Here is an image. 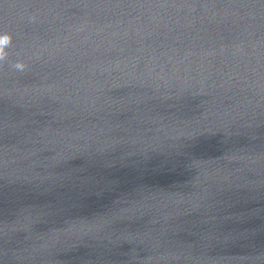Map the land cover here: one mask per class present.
<instances>
[{"label": "water", "instance_id": "1", "mask_svg": "<svg viewBox=\"0 0 264 264\" xmlns=\"http://www.w3.org/2000/svg\"><path fill=\"white\" fill-rule=\"evenodd\" d=\"M3 33L0 264H264V0H0Z\"/></svg>", "mask_w": 264, "mask_h": 264}, {"label": "clouds", "instance_id": "2", "mask_svg": "<svg viewBox=\"0 0 264 264\" xmlns=\"http://www.w3.org/2000/svg\"><path fill=\"white\" fill-rule=\"evenodd\" d=\"M35 19V17H33ZM13 44V36L9 33L0 34V64H3L9 57V49ZM13 67L20 72H24L27 69V65L22 62H17Z\"/></svg>", "mask_w": 264, "mask_h": 264}]
</instances>
